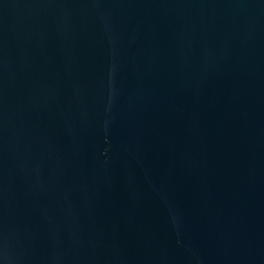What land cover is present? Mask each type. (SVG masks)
Listing matches in <instances>:
<instances>
[{
    "label": "water",
    "instance_id": "95a60500",
    "mask_svg": "<svg viewBox=\"0 0 264 264\" xmlns=\"http://www.w3.org/2000/svg\"><path fill=\"white\" fill-rule=\"evenodd\" d=\"M0 264H264V0H0Z\"/></svg>",
    "mask_w": 264,
    "mask_h": 264
}]
</instances>
